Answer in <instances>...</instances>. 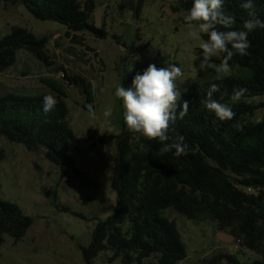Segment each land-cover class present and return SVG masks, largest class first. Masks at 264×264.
<instances>
[{
    "label": "trees",
    "instance_id": "16d2710c",
    "mask_svg": "<svg viewBox=\"0 0 264 264\" xmlns=\"http://www.w3.org/2000/svg\"><path fill=\"white\" fill-rule=\"evenodd\" d=\"M137 2L128 6L140 17L145 0ZM244 2L224 0L225 12L235 17L232 30H242L249 19L248 10L241 7ZM193 3L194 0H177L171 10L187 15ZM2 6H22L39 21L58 23L71 32L88 33L99 40L108 37L104 27L98 28L92 21L96 0H0V10ZM253 6L257 18L264 21V0H253ZM182 22L186 24L184 18ZM203 39L206 41L208 36L203 34ZM248 40L249 55L236 54L229 64L248 70L249 75H231L181 92L177 112L179 105L188 101V113L170 124L168 134L185 137L190 147L188 155L177 157L174 150L160 154L162 144L158 140L123 129L116 140L111 183L117 195L116 208L111 216L97 223L90 245L82 248L86 264H93L95 258L110 251V261L120 260L122 264H143L151 257L158 264L184 261L186 245L176 222L166 216L168 210L192 221H212L221 231H229L241 248L261 256L244 263L235 254H220L199 264H264V116L258 122L247 120L264 109V102L255 101L264 97V29L249 33ZM49 41V37H37L26 28L12 27L0 38V74L16 65L20 51L53 67L46 52ZM134 77L125 71L123 86L130 87ZM64 78L82 91L83 109L88 112L87 105L92 104L96 112L91 81L69 73ZM41 82L44 90L39 95L0 96V135L28 151L42 148L45 158L65 173L72 155L79 152L68 122V94L55 79ZM212 84L218 87L213 98L232 108L233 119L221 121L204 107L202 101ZM238 88L248 91L233 103L231 96ZM49 93L58 103L45 113L42 100ZM248 188L254 193H247ZM62 210L84 218L69 207ZM33 223L17 204L0 198V249L6 236L16 243L22 240Z\"/></svg>",
    "mask_w": 264,
    "mask_h": 264
},
{
    "label": "rangeland",
    "instance_id": "374dc122",
    "mask_svg": "<svg viewBox=\"0 0 264 264\" xmlns=\"http://www.w3.org/2000/svg\"><path fill=\"white\" fill-rule=\"evenodd\" d=\"M176 1L145 0L140 17H136L128 4H136L137 0H96L92 21L108 33L103 40L88 33L71 32L58 23L39 21L22 6H19L23 10L21 15L17 11L0 10V38L14 26L26 28L37 37L47 36L50 41L46 52L54 64L48 67L27 51H20L16 65L4 73L3 84L12 89L10 93L39 95L44 90L41 79L61 82L68 94V122L79 147L63 173L45 158L42 148L28 151L0 135V198L17 204L34 220L19 242L5 237L0 264H86L82 248L90 245L97 223L111 216L117 204L111 186L116 140L127 126L123 102L114 92L116 87L123 86L125 71L136 76L149 64L157 68L174 64L183 72L177 81L181 92L227 76L249 75L240 66L230 67L227 74L200 67L199 44L204 41L203 34L200 40L188 38L187 25L182 22L185 15L171 10ZM211 63L219 65L221 56L213 57ZM27 73L29 76L25 77ZM62 73L96 82L95 120L82 107V91L70 86ZM255 101L262 103L264 97ZM109 107L112 115L105 117L103 113ZM263 116L264 109H260L247 120L258 122ZM107 121L111 133L107 132ZM102 128L104 134L100 133ZM64 207L84 218L63 211ZM166 216L176 222L186 245L187 257L178 264H199L220 254H235L244 263L261 259L259 254L236 245L235 238L231 243L221 241V233L233 235L221 231L212 221H192L173 210L166 211ZM112 255L111 251L103 253L93 264H122L120 260L111 262ZM143 264H158V261L151 257Z\"/></svg>",
    "mask_w": 264,
    "mask_h": 264
},
{
    "label": "clouds",
    "instance_id": "9594fccd",
    "mask_svg": "<svg viewBox=\"0 0 264 264\" xmlns=\"http://www.w3.org/2000/svg\"><path fill=\"white\" fill-rule=\"evenodd\" d=\"M224 0H194V3L184 21L187 25V36L193 40H200L201 34H206L208 39L201 41L199 47L202 49V69L211 68L217 73L227 74L230 72L229 61L234 55H249L248 49L251 43L248 35L257 28L264 29V21L257 18L253 6V0H246L241 7L248 10L249 19L243 23L242 30H232L235 24V17L227 14L223 7ZM223 28L225 30H220ZM229 45L231 47H229ZM223 59L219 65L211 63L213 57ZM183 75L182 69L174 64L167 68H157L155 64H149L142 74L137 73L133 78L130 87L118 86L114 95L120 98L124 108V122L129 131L139 133L148 140H158L162 147L160 154L173 152L177 157L188 155L189 145L185 142L183 135L170 136V124L178 118L182 119L188 113V101L181 100V91L177 81ZM93 95L96 92V82H91ZM218 91L216 84H212L206 94V99L202 101L204 107L215 114L221 120H231L235 117V112L225 103H221L213 98V94ZM248 90L246 88L234 89L231 100L233 103L239 102L245 97ZM58 100L51 93L45 95L42 100L43 111L48 113L57 105ZM90 119H96V112L92 104L87 105ZM103 115L111 117L112 109L107 108ZM107 132L111 133L110 121ZM104 134V129H99Z\"/></svg>",
    "mask_w": 264,
    "mask_h": 264
},
{
    "label": "crops",
    "instance_id": "0c3cea01",
    "mask_svg": "<svg viewBox=\"0 0 264 264\" xmlns=\"http://www.w3.org/2000/svg\"><path fill=\"white\" fill-rule=\"evenodd\" d=\"M2 8H4L6 11H9V12H11V11L12 12L17 11L18 13L20 12L19 13L20 15L22 14V11H23L21 8H19V6H16V7H11V6L5 7V6H2ZM4 73H6V72H4ZM4 73L0 74V94H5V93L7 94V93H10V91L12 90V89H9L8 86H6V85L3 84L2 79L6 78L4 76ZM24 75H27L25 77H28L29 76L28 73L27 74H24ZM1 77H3V78H1ZM25 89H27V87H25ZM13 90L15 91V89H13ZM28 90H29V88H28Z\"/></svg>",
    "mask_w": 264,
    "mask_h": 264
},
{
    "label": "water",
    "instance_id": "95a60500",
    "mask_svg": "<svg viewBox=\"0 0 264 264\" xmlns=\"http://www.w3.org/2000/svg\"><path fill=\"white\" fill-rule=\"evenodd\" d=\"M220 240L226 243H231L234 240L233 236H226L225 234L221 233V235L219 236Z\"/></svg>",
    "mask_w": 264,
    "mask_h": 264
},
{
    "label": "built area",
    "instance_id": "2783aa9c",
    "mask_svg": "<svg viewBox=\"0 0 264 264\" xmlns=\"http://www.w3.org/2000/svg\"><path fill=\"white\" fill-rule=\"evenodd\" d=\"M61 76L64 78V77H65V73H62ZM246 192L252 194V193H254V190H252L251 188H248V189L246 190ZM236 245H238V246L240 245V244H239V241H236Z\"/></svg>",
    "mask_w": 264,
    "mask_h": 264
}]
</instances>
